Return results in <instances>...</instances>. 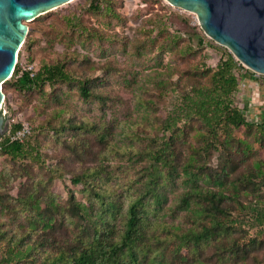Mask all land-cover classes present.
I'll use <instances>...</instances> for the list:
<instances>
[{
	"label": "rangeland",
	"instance_id": "obj_1",
	"mask_svg": "<svg viewBox=\"0 0 264 264\" xmlns=\"http://www.w3.org/2000/svg\"><path fill=\"white\" fill-rule=\"evenodd\" d=\"M91 1L75 0L26 23L29 33L20 50L21 59L35 65L36 71L44 62L66 61L75 80L31 91H19L10 82L3 85L5 100L0 113L8 116L9 128L23 121L32 124L33 143L42 160H15L0 152V198L7 205L0 204V232L19 237L37 216L38 203L45 219L55 221L51 232L60 244L90 243L94 228L71 212L73 196L87 205L103 234L118 240L137 203L145 227V236L135 246L141 264L198 260L264 264V221L259 215L264 213V181L254 168L256 162L264 161V136L258 128L264 121V111L260 112L264 81L253 76L263 93L259 98L254 94L258 90L250 87L239 89L234 97L254 123L253 128H241L235 134L253 146L250 154L245 156L236 144L232 160L221 150L212 151L200 157L206 168L187 178L183 167L190 146L200 144L196 133L203 126L198 121L182 123L177 132L180 139L175 140L168 157L173 168L159 162L164 176L152 186L155 160L151 152L171 135L163 131V123L173 114L179 96L192 85L208 83V68L214 70L231 52L206 35L195 13L168 0H113L125 22L93 11ZM80 25L89 33L82 34ZM190 45L194 50L186 53ZM243 73V69L237 70L238 75ZM83 77L93 79L91 90L100 98L81 96L78 81ZM63 118L81 128L63 129ZM84 173L89 174L86 182H73V177ZM193 188L223 195L224 206H230L231 223L200 240L187 237L181 242L175 227L183 228L181 233L204 227L196 216L204 199L191 197L189 204L182 202ZM37 235L38 231L33 234ZM6 248L2 242L0 264H9ZM38 263L36 259L34 264Z\"/></svg>",
	"mask_w": 264,
	"mask_h": 264
},
{
	"label": "trees",
	"instance_id": "obj_2",
	"mask_svg": "<svg viewBox=\"0 0 264 264\" xmlns=\"http://www.w3.org/2000/svg\"><path fill=\"white\" fill-rule=\"evenodd\" d=\"M90 8L97 13L111 16L118 21L125 22V19L115 8L113 0H92ZM70 25H74L73 19H67ZM186 24L187 21H186ZM75 26V25H74ZM82 34H88L89 30L80 25ZM29 40V39H28ZM202 43V41H200ZM29 42H26V45ZM194 47L188 46L186 53H192ZM27 63L21 59L19 52V63L17 64L13 76L9 79L11 87L19 91L42 90L46 85L55 86L59 82L70 83L75 80V73L69 69L66 61H57L54 64L44 62L40 69L31 77L30 72H24L20 75V64ZM243 69L242 75L237 74L238 69ZM209 76L208 83H197L192 85L189 91L179 96V102L175 107L173 114L163 123V131L171 133L170 137L158 145L157 150L151 152V158L155 160L152 165V175L150 177L151 185L157 186L159 177L164 174L160 170L161 162L173 168V163L168 157L174 149L175 140L180 139L177 133L180 130L179 125L182 123H191L198 121L203 126V130H198L196 136L199 145L192 144L189 160L183 167L184 175L191 178L194 172L204 170L205 162H201L200 157H207L212 151H223L228 159H231L233 144L242 149L246 156L254 149L246 140L238 139L236 131L244 128L251 129L254 123L248 120L244 110L234 102L235 95L239 92L241 80L245 78L253 79V73L239 66L238 62L231 53L223 56L214 70H207ZM255 80V79H254ZM90 77H83L78 81L79 92L84 99L95 96L90 85L93 83ZM95 97L100 98V95ZM31 124V123H30ZM61 126L79 129L76 123L71 120L62 119ZM32 132L23 142L13 141V135L19 128V123L11 125L8 134L0 141V152L8 155L15 160H26L32 158L37 162L42 160L39 148L33 143L35 129L32 126ZM258 128L264 136V121L258 124ZM56 130V129H53ZM184 133V132H182ZM254 168L259 178L264 181V161L255 163ZM176 170V168H174ZM88 173L73 177L76 184L84 183ZM191 197L199 198L203 204L198 205L196 216L203 223V229L194 228L184 229L180 226L174 228L178 240L192 237L200 240L216 232L217 229H226L231 223L230 206H224L223 195L218 197L215 192L204 193L198 188L185 193L182 197L184 204H189ZM0 204L7 206L0 198ZM4 208V207H3ZM37 216L29 220V225L24 226L21 234L17 237L8 231L0 232V244H6V257L9 264H21L22 262L34 264L36 259L38 264H141L139 254L135 250L137 242H140L145 236V227L140 221L138 204H133L130 209L131 217L127 222V227L120 239H115L108 234H103L102 227L94 221L86 204L77 202L74 197H70V210L94 228L93 239L90 243L83 240L69 244H60L54 234L55 221L45 219L42 208L38 203L35 204ZM222 216V218L219 217ZM260 220L263 223L264 213L260 212ZM203 218L207 219L202 222ZM102 224L104 221L100 220ZM39 235L33 236L36 232ZM180 232L181 234H178ZM182 242V241H181ZM43 253V254H41ZM186 264H208L203 261L187 262Z\"/></svg>",
	"mask_w": 264,
	"mask_h": 264
},
{
	"label": "water",
	"instance_id": "obj_3",
	"mask_svg": "<svg viewBox=\"0 0 264 264\" xmlns=\"http://www.w3.org/2000/svg\"><path fill=\"white\" fill-rule=\"evenodd\" d=\"M75 0H0V110L29 33L27 22ZM198 16L206 35L250 71L264 75V0H168ZM9 121L0 113V139Z\"/></svg>",
	"mask_w": 264,
	"mask_h": 264
},
{
	"label": "built area",
	"instance_id": "obj_4",
	"mask_svg": "<svg viewBox=\"0 0 264 264\" xmlns=\"http://www.w3.org/2000/svg\"><path fill=\"white\" fill-rule=\"evenodd\" d=\"M237 61V60H236ZM239 66L246 68L243 64H241L239 61H237ZM19 63V59L17 61V64ZM20 75H22L24 72H30L31 73V77L35 76V72H36V68L35 65L33 64H29V63H21L20 64ZM247 69V68H246ZM249 70V69H247ZM250 71V70H249ZM252 72V71H251ZM14 73V72H13ZM255 79L257 80H263L264 81V75H260L257 73L252 72ZM32 132V127L31 124L29 122L23 121L21 123H19V128L18 130L14 133L13 135V141L16 142H20L23 143L28 136L31 134Z\"/></svg>",
	"mask_w": 264,
	"mask_h": 264
},
{
	"label": "crops",
	"instance_id": "obj_5",
	"mask_svg": "<svg viewBox=\"0 0 264 264\" xmlns=\"http://www.w3.org/2000/svg\"><path fill=\"white\" fill-rule=\"evenodd\" d=\"M259 82H257L256 80H254V79H250V80H243L242 81V84L240 85V91L242 92V91H245V89L247 88V87H250V88H252V89H254V90H258V93H254L255 94V98H259V96H261L263 93H261V91H259ZM241 94V93H240ZM253 99V100H256V99ZM264 111V107H262L261 109H260V112L262 113Z\"/></svg>",
	"mask_w": 264,
	"mask_h": 264
},
{
	"label": "flooded vegetation",
	"instance_id": "obj_6",
	"mask_svg": "<svg viewBox=\"0 0 264 264\" xmlns=\"http://www.w3.org/2000/svg\"><path fill=\"white\" fill-rule=\"evenodd\" d=\"M9 131V130H8ZM8 133V132H7Z\"/></svg>",
	"mask_w": 264,
	"mask_h": 264
}]
</instances>
